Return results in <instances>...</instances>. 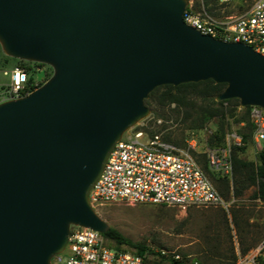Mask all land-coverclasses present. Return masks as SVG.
<instances>
[{
    "label": "water",
    "instance_id": "obj_1",
    "mask_svg": "<svg viewBox=\"0 0 264 264\" xmlns=\"http://www.w3.org/2000/svg\"><path fill=\"white\" fill-rule=\"evenodd\" d=\"M187 0H0V47L53 69L0 103V264H53L73 226L107 234L90 193L163 86L213 81L264 110V56L184 23ZM36 79H46L45 70Z\"/></svg>",
    "mask_w": 264,
    "mask_h": 264
},
{
    "label": "built area",
    "instance_id": "obj_2",
    "mask_svg": "<svg viewBox=\"0 0 264 264\" xmlns=\"http://www.w3.org/2000/svg\"><path fill=\"white\" fill-rule=\"evenodd\" d=\"M184 23L202 35L227 43H241L264 56V0H251L250 6L238 16L223 19L211 17L202 1V11L194 12V1L187 0ZM228 4L234 0H219ZM41 69H37V73ZM29 75L16 68L11 73L8 99L1 103L23 98L40 88L38 83L28 90ZM252 115L259 128L256 142L262 147L264 142V110L254 108ZM144 127V126H143ZM230 140L234 142L231 143ZM242 137L228 136L226 144L217 149L206 148L209 169L232 185L233 147H241ZM196 142L188 143L180 149L161 135H151L140 127L125 133L115 145L104 171L90 193L92 207L122 205L126 207L159 206L188 210L192 208H222L229 204L203 171L192 155L198 152ZM262 248L257 254H260ZM163 256H167L162 252ZM257 255L255 254V257ZM168 257V256H167ZM172 259L181 262L179 255ZM148 254L139 255L127 248L118 249L113 242L97 231L73 226L64 251L54 258L53 264H151ZM241 261L240 264H242ZM179 264V263H178ZM185 264H198L197 262ZM243 264H255V258Z\"/></svg>",
    "mask_w": 264,
    "mask_h": 264
},
{
    "label": "rangeland",
    "instance_id": "obj_3",
    "mask_svg": "<svg viewBox=\"0 0 264 264\" xmlns=\"http://www.w3.org/2000/svg\"><path fill=\"white\" fill-rule=\"evenodd\" d=\"M202 1H194V12L202 11ZM247 4L248 0H234L224 8H216L213 13L207 12L211 17L220 20L226 16L241 15L247 9ZM17 65L18 61L7 57L0 47V103L8 99L6 92L11 85V73ZM44 69L51 74L49 66ZM161 93L162 91H159L160 95ZM192 103L193 108L185 110L177 109L174 105L160 106L158 101H152L146 105L150 110L148 118L136 127L149 134L167 137L169 143L180 149L186 148L188 143L194 141L199 154H203L208 147L210 136L217 129L218 120H212L202 130L191 129L196 114L206 106H211L210 101L202 98L193 97ZM225 108L228 113L225 144L228 136L232 134L250 135L238 157L256 164L258 154L263 148L256 142L259 128L254 122L253 130L243 123H238L243 115L238 100H232ZM250 110L253 119L252 115L256 110ZM231 112L233 117L230 116ZM255 191L256 187H251L239 197L234 195L233 190L230 195L226 194L223 198L229 204L228 210L192 208L184 211L159 206L107 205L95 208V212L123 237L134 244L146 246L155 254L164 252L169 258L179 255L188 263L198 264H240L241 261L249 262L252 258H255V264H264V202L254 199ZM260 248L262 250L258 255ZM148 255L152 261L159 257L150 252Z\"/></svg>",
    "mask_w": 264,
    "mask_h": 264
},
{
    "label": "trees",
    "instance_id": "obj_4",
    "mask_svg": "<svg viewBox=\"0 0 264 264\" xmlns=\"http://www.w3.org/2000/svg\"><path fill=\"white\" fill-rule=\"evenodd\" d=\"M249 4L251 0H248ZM219 0H203L205 9L209 13H213L216 8H224L228 4H219ZM247 4V8L250 6ZM242 9V7H240ZM18 61L16 68H21L29 74V85L28 90H33V85L38 83L41 87L47 80H49L53 72L51 69V74L44 69L46 65L37 64V63H26L25 61ZM37 69L45 70L46 79L42 82H38L36 79ZM50 77V78H49ZM226 88L224 84H215L213 81L201 82L198 84H184L178 87L174 86H163L157 88L150 96L149 99L145 102L146 105L150 104L152 101H158L160 106L171 107L175 106L177 109L191 110L193 108L192 98H202L208 100L211 103V106H206L200 110L196 117L193 119V125L191 129L202 130L206 125L214 119L218 120L217 129L212 133L208 140V148L217 149L221 148L225 144V138L228 130L227 123V110L225 105L232 102V100H227L223 102H216V97L220 95ZM159 91H162L161 95ZM251 107H248L243 110V115L238 123H243L247 128L255 129L254 121L251 119ZM230 116L233 117L232 112ZM151 134V133H150ZM154 135V134H151ZM242 137L243 144L241 147L234 148L232 151V161H233V179L232 185L228 179H223L213 173L208 166V161L206 155L198 154L193 152L192 155L201 165L203 171L207 174L209 179L218 189L222 197L230 195L231 191L236 197L242 196L247 190L251 187H256L254 193V199L264 202V142L262 151L258 154V162L250 163L246 162L238 157V153L243 150L244 145L247 143V140L251 137L248 134L240 133ZM165 140L170 142L167 137H164ZM175 145L177 143L173 142ZM105 237L111 240L114 246L118 249L121 247H127V249L135 251L139 255H145L149 252L153 255H158L157 260L151 261V264H185L187 261L183 259L181 262H176L172 257L163 256L161 253L155 254L152 250L147 248L142 244H134L127 238L123 237L117 230L111 228Z\"/></svg>",
    "mask_w": 264,
    "mask_h": 264
}]
</instances>
